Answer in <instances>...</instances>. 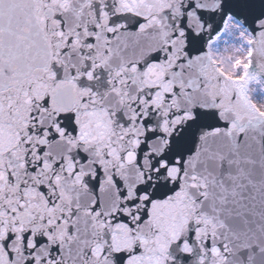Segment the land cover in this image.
<instances>
[{"label":"snow or ice","instance_id":"6c2138e0","mask_svg":"<svg viewBox=\"0 0 264 264\" xmlns=\"http://www.w3.org/2000/svg\"><path fill=\"white\" fill-rule=\"evenodd\" d=\"M260 103L264 0H0V264H264Z\"/></svg>","mask_w":264,"mask_h":264},{"label":"clouds","instance_id":"9594fccd","mask_svg":"<svg viewBox=\"0 0 264 264\" xmlns=\"http://www.w3.org/2000/svg\"><path fill=\"white\" fill-rule=\"evenodd\" d=\"M226 70H229V69L226 68ZM257 107H258V109H259L260 111H264V103H260V104H258Z\"/></svg>","mask_w":264,"mask_h":264},{"label":"rangeland","instance_id":"374dc122","mask_svg":"<svg viewBox=\"0 0 264 264\" xmlns=\"http://www.w3.org/2000/svg\"><path fill=\"white\" fill-rule=\"evenodd\" d=\"M224 67H225V69L229 67L227 62L224 64Z\"/></svg>","mask_w":264,"mask_h":264}]
</instances>
